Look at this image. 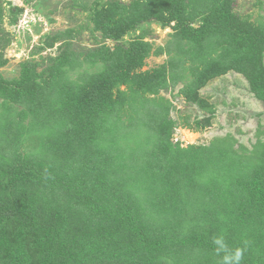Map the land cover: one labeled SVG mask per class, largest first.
Listing matches in <instances>:
<instances>
[{"label":"trees","instance_id":"trees-1","mask_svg":"<svg viewBox=\"0 0 264 264\" xmlns=\"http://www.w3.org/2000/svg\"><path fill=\"white\" fill-rule=\"evenodd\" d=\"M234 2L93 4L91 31L114 48L77 50L82 32L68 28L48 39L63 41L41 72L0 73V264H219L221 234L248 241L241 264H264V140L247 153L224 137L181 148L160 95L190 76L178 93L206 128L215 107L199 91L235 70L264 103V24ZM152 18L174 22L172 41L121 42ZM151 53L169 58L143 70Z\"/></svg>","mask_w":264,"mask_h":264},{"label":"rangeland","instance_id":"rangeland-1","mask_svg":"<svg viewBox=\"0 0 264 264\" xmlns=\"http://www.w3.org/2000/svg\"><path fill=\"white\" fill-rule=\"evenodd\" d=\"M107 1L0 0L1 75L7 79L18 77L22 63L37 72L44 70L49 57H54L58 53V46L63 41L60 40L59 43L49 47L48 39L68 28L82 32L74 43L77 50L85 51L97 46L114 48L118 42L102 37L99 32H92V23L89 19L91 6L102 5ZM119 1L128 3L130 0ZM234 11L247 21L264 24V0H235ZM204 22V19H197L192 25L197 27ZM175 31L173 21L167 23L162 19L152 18L149 22L132 28L121 42L124 43L145 33V40L152 42L155 48L172 41ZM175 51L176 49L172 54ZM168 58L169 54L166 53L160 55L151 53L145 59L142 69H152L165 64ZM188 64L189 61L185 66L182 65L180 72H184L183 67ZM189 80L190 76L180 79L176 85L160 93L174 106L170 111V117L178 126L171 136L173 143L179 144L181 148L191 145L207 146L224 137L228 138V141L232 140L235 149L240 153H247L258 137L264 140V103L253 95L250 82L245 75L230 70L224 75L211 79L200 89V94L215 107L211 123L206 128H198L192 124L195 120L204 117L207 112L199 109L195 104L186 102L178 93L179 88ZM0 102H2L1 98ZM184 122L191 126H180ZM17 200L19 199L14 200L16 205Z\"/></svg>","mask_w":264,"mask_h":264},{"label":"clouds","instance_id":"clouds-1","mask_svg":"<svg viewBox=\"0 0 264 264\" xmlns=\"http://www.w3.org/2000/svg\"><path fill=\"white\" fill-rule=\"evenodd\" d=\"M215 245L214 254L220 257L219 264H241L248 247V241L243 242V246L231 248L226 240L225 235H216L212 238Z\"/></svg>","mask_w":264,"mask_h":264}]
</instances>
